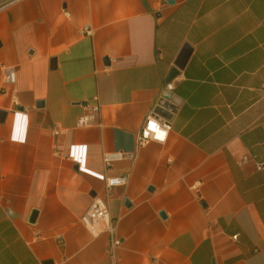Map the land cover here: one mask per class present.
Wrapping results in <instances>:
<instances>
[{
    "label": "crops",
    "instance_id": "crops-1",
    "mask_svg": "<svg viewBox=\"0 0 264 264\" xmlns=\"http://www.w3.org/2000/svg\"><path fill=\"white\" fill-rule=\"evenodd\" d=\"M0 110V264H264V0H0Z\"/></svg>",
    "mask_w": 264,
    "mask_h": 264
},
{
    "label": "built area",
    "instance_id": "built-area-1",
    "mask_svg": "<svg viewBox=\"0 0 264 264\" xmlns=\"http://www.w3.org/2000/svg\"><path fill=\"white\" fill-rule=\"evenodd\" d=\"M87 33L91 34V28L87 29ZM17 82V73L15 68H7L5 75V84L14 87ZM13 101L15 104H18L17 94H13ZM13 112L18 118L23 117V112L15 109ZM100 112L99 104L91 106V112L87 115L82 116L79 119L80 125H90L97 118L98 113ZM172 124L170 121L162 119L154 115L153 113L149 114L139 132L138 135V144L144 145L150 141L157 142H166L169 132L171 131ZM87 154L86 145H74L70 148L69 157H71L75 162L85 164ZM125 154L121 152H107L104 155V161L107 165H110L111 162L115 160H120ZM259 168L264 167V163L258 164ZM104 178V176H101ZM127 182V176H116L106 178V184L109 188L117 185H123ZM83 224L90 230L93 235H98L101 229L108 228L110 231H113L115 228L111 224V216L109 206L107 201L99 196H94L92 203L89 209L81 218ZM237 238V236H235ZM150 264H158L157 262H152Z\"/></svg>",
    "mask_w": 264,
    "mask_h": 264
},
{
    "label": "water",
    "instance_id": "water-1",
    "mask_svg": "<svg viewBox=\"0 0 264 264\" xmlns=\"http://www.w3.org/2000/svg\"><path fill=\"white\" fill-rule=\"evenodd\" d=\"M169 2H173V0H168ZM193 49L191 46L189 45H185L183 50L181 51V53L179 54L178 58L175 61V67H173L167 78H166V82H171L176 76L179 75V72L181 69H183L187 63V61L189 60L191 53H192ZM7 116V112L0 110V121L4 122ZM127 204H129V201L127 200ZM162 216H165V212H161ZM37 216V212H33V217L35 218Z\"/></svg>",
    "mask_w": 264,
    "mask_h": 264
}]
</instances>
